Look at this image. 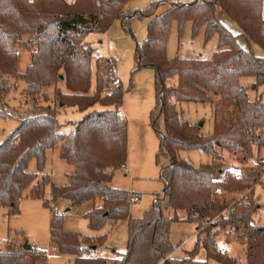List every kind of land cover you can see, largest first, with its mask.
Segmentation results:
<instances>
[{"label":"trees","instance_id":"1","mask_svg":"<svg viewBox=\"0 0 264 264\" xmlns=\"http://www.w3.org/2000/svg\"><path fill=\"white\" fill-rule=\"evenodd\" d=\"M129 1L0 0V103L12 88L8 75H13L25 82L24 93L33 104L30 113L18 118L17 126L0 140V208H6L8 215L17 214L20 199L33 182L25 195L42 197L48 208L50 201L60 197L67 199L70 206H78L102 196V206L90 209L84 217L92 230L102 228L108 219L126 220V251L111 259L77 256L72 264H203L193 259L199 248L204 249L207 259L222 264H264V227L251 223L258 208L252 202L253 194L228 217L206 225L196 236L193 248L186 250L191 256L166 257L175 248L170 241L173 222H193L195 230L199 229L200 221L213 218L229 204L225 197L214 195L213 188L231 190L242 184L239 177L228 172L218 180L220 170L214 161L195 166L178 157L177 152L202 149L214 160L219 157L218 147L246 157L251 150L248 128H260L263 133L259 143H264V100H250L247 88L238 82L242 76H251L255 89L262 87L264 91V56L256 55L250 46L255 43L264 49L261 0H154L142 10H125ZM218 9L236 22L238 35L248 47H243L237 35L221 23ZM134 18L148 19L146 37L135 45V69L150 67L154 71L156 97L149 125L159 138L155 162L163 182V189L154 194L153 203L139 217L129 215V197L134 192L111 185L114 171L126 163L127 124L119 113L122 88L117 84L111 94H103L106 72L103 75L96 69L94 92H89L94 48L84 41L90 33L105 32L114 20L127 26ZM173 19L177 20L179 33L189 20L193 35L204 27L205 40L217 36V49L211 60L166 57ZM25 33L35 51L26 70L19 73L16 45ZM106 64L107 70L114 61L107 59ZM59 75H63L69 92L55 90L57 100L84 112L69 132L60 131L57 108L36 104L42 87L55 82ZM172 78L176 79L175 84L169 83ZM214 96L223 102L231 101L235 110L215 119L211 135H202L198 125L179 118L174 100L211 102ZM98 103L113 107L94 108ZM5 115L0 109V117ZM161 117L163 131L158 127ZM56 148L59 157L74 167L63 185L56 184L44 172L46 151ZM32 159L35 173L27 170ZM46 185L50 188V201L43 198ZM180 211H184V217ZM228 226H233L238 241L244 244L245 263L216 246L215 236ZM49 238L61 254L67 255L91 251L94 245L103 243V237L64 230L62 215L58 213L51 215ZM29 250L22 252L7 246L0 250V264H24Z\"/></svg>","mask_w":264,"mask_h":264},{"label":"rangeland","instance_id":"2","mask_svg":"<svg viewBox=\"0 0 264 264\" xmlns=\"http://www.w3.org/2000/svg\"><path fill=\"white\" fill-rule=\"evenodd\" d=\"M153 1L130 0L128 2L129 4H127L128 6H125V10L128 8L142 10ZM169 1L187 2L190 0ZM161 9L163 7H160ZM217 14L221 23L233 35H237V41L243 47H248L245 39L238 35L240 28L236 22L221 9L217 10ZM147 23V18H134L127 26H124L117 19L112 22L105 32L90 33L84 39L85 42H88L91 46L93 45L94 52L100 53V57L95 59L93 52L91 69L92 90L89 92H94L95 70L98 69L103 75L106 72L108 65L106 64L107 59L114 61L112 67L115 68L118 76L117 84H120L122 88V104L119 109L123 111V118L127 124L125 163L127 168L116 169L111 184L113 187L136 191L140 194V199L135 203H130L129 206V213L133 217L141 216L143 211L152 204L153 198L155 197L154 194L163 189V182L159 179L160 169L155 162V153L158 148L159 138L154 129L149 126V113L154 107L156 97L153 80L154 71L150 67L135 69V45L145 39ZM216 45V35L205 40L204 27H201L193 35L191 21L188 20L185 22L183 31L179 33L177 20L173 19L170 22L165 48L167 58H201L207 60L211 58L213 51L217 47ZM250 46L256 55L264 56V49L259 45L252 43ZM16 51L18 53L16 70L21 73L30 64L31 56L35 51V47L31 43L28 33L21 36L16 45ZM96 62H98V66ZM60 72L63 73L62 70ZM8 79L12 88L6 95L3 103H0V109L6 112L4 117H0V140L17 126L18 118L30 113L33 106L32 102L24 93L25 82L18 76L13 75H8ZM250 79L251 77L249 76H242L238 82L247 88V94L250 100L257 97H261L264 100L263 89L259 87L255 89L253 85L254 81L251 83ZM169 83L175 84L176 79H170ZM55 90L63 93L69 92L66 88L64 78L58 77L49 86L42 87L41 91L37 94L36 104L49 105L57 108V119L62 125L60 131L69 132L73 128L79 112L75 106L69 107L62 105L63 103L59 102L55 97ZM174 103L181 120L195 125L201 123L198 127L200 128V133L204 136L212 134L213 123L219 115L235 110V106H233L231 101L223 102L218 96H214L211 102L174 100ZM112 107L111 104L103 103H98L94 106L96 109ZM158 127L160 131H163L162 117L158 121ZM262 133L263 131L260 130L252 143L248 140L251 150L246 157L241 152H230L217 147L216 150L219 157L215 159L214 165L220 170L217 174L218 180L224 179L225 173L228 172L239 177L242 182L241 186L235 189L225 190L222 188L225 191L222 196L229 202H232L240 193L248 192L250 195L253 194L252 202H256L258 208L252 214L251 223L253 226L264 227V182L260 181L261 174L259 172V165L264 163V143L262 145L259 143L260 138H262ZM144 140L145 143L143 142ZM177 156L186 159L195 166L212 163L211 154L202 149L180 150L177 152ZM27 170L34 173L37 172L34 159L28 163ZM70 170H72V165L60 159L59 148L48 149L46 151L44 172L51 177L50 179L52 181L58 185H63L65 183V174ZM32 185L25 190L23 197L20 199L18 205L19 212L17 214L8 215L6 208H0V250L8 246L10 249L17 248L25 252L21 246L27 241L31 245V249L26 251L27 255L24 258V264H31L32 262L33 264H54L55 262L56 264H72L75 258L80 256V253L65 254L68 257H64V254H61L59 251L58 260L52 258L47 261L43 255L37 254L35 249H33V245L46 248L47 246L51 247L52 244L49 242L50 221L48 220V211L46 210L48 207L44 206L42 197L25 195L32 188ZM43 198L50 201L49 185L44 187ZM53 203L58 208V214L62 215V228L64 230L78 232L80 235L89 237H103V243L106 242L100 253L101 256L109 257L112 254V249L121 253L126 251L127 223H117L110 230L109 223L107 222L111 219H108L105 225L98 231L93 232L89 228L88 219L84 217V214L92 209L93 204L94 206L96 205L95 200L94 202L85 201L78 206H70L66 199L60 197L55 199L54 202L50 201L49 206ZM68 207L70 210L66 211ZM203 222L204 220L199 222L200 227L195 230L196 236L205 228L206 225ZM183 233H186L189 237V240L186 242L187 244L184 246L187 250L194 245V229L187 222H179L172 225L170 236L173 242L180 241ZM203 236L204 234L202 233ZM237 236L238 233L235 232L233 226H228L215 236V243L218 248L245 263V247L244 244L238 241ZM7 238L8 240L6 241ZM99 248L100 245L97 249ZM85 251H87L86 257L95 256V250ZM183 252H179L178 254L180 255ZM184 256L189 257L191 254L186 252L180 258ZM198 256L202 259L203 264H221L213 259L205 258L203 251ZM193 259L196 261L195 255Z\"/></svg>","mask_w":264,"mask_h":264},{"label":"built area","instance_id":"3","mask_svg":"<svg viewBox=\"0 0 264 264\" xmlns=\"http://www.w3.org/2000/svg\"><path fill=\"white\" fill-rule=\"evenodd\" d=\"M94 57L95 58L100 57L99 52H94ZM117 82H118V76H117V73L115 71V68L110 67L109 69L106 70V73H105V83L106 84H105V87H104L102 93L103 94H111L113 92L115 86L117 85ZM260 130H261L260 128H248L247 129L246 133L248 136V140L251 143L256 139ZM259 172L261 174L260 181L264 182V163L259 165ZM212 192L216 196H222L225 193V191L220 186L214 187ZM249 197H250V194L248 192L240 193V195L237 198H234L232 200V202H229L227 207H225L220 213H218L217 215H215L213 218H211L209 220H205L203 223L205 225H208V224H211L214 222H218L219 220H221L224 217H228L229 215L234 213V211L238 207L245 205L247 203ZM138 199H139L138 196L131 195L129 197V203L137 202ZM50 211L52 212V214L57 213L55 206H51ZM187 240H188V236L183 235L184 243L187 242ZM33 249H35V252L37 254L43 255V257L46 258L47 261L51 260L52 258L59 256V249L56 245H52L51 247L47 246L46 248L34 246ZM80 256L86 257L87 251H85V250L81 251ZM170 256H171V254H168L166 257H170Z\"/></svg>","mask_w":264,"mask_h":264},{"label":"crops","instance_id":"4","mask_svg":"<svg viewBox=\"0 0 264 264\" xmlns=\"http://www.w3.org/2000/svg\"><path fill=\"white\" fill-rule=\"evenodd\" d=\"M127 4H129V3H127ZM126 4V6H128ZM261 18H262V20L264 21V0H261ZM261 31H262V34L264 35V24L262 25V27H261ZM88 41H90L89 39H88ZM91 44H93L92 42H91ZM92 47H93V45H92ZM216 49H217V47H216ZM215 49V50H216ZM213 53H214V51H213ZM100 54V53H99ZM213 55V54H212ZM211 58H212V56H211ZM211 58L210 59H207V60H211ZM116 63V62H115ZM249 77H251V76H249ZM250 81H251V83L254 81V78H252L251 77V79H250ZM251 88L253 89V87L251 86ZM260 88H262V87H260ZM263 89V88H262ZM92 90V88H90V91ZM119 108H121V107H119ZM78 111V110H77ZM79 112V114H78V116H77V118H76V121L79 119V118H81L82 117V115L84 114V112H82V111H78ZM119 113H120V115L122 116V117H124V113H123V111L121 110V109H119ZM150 126V125H149ZM71 129V128H70ZM144 143H145V140L143 141ZM145 146H146V144H145ZM61 159V158H60ZM213 161H215V159L213 160H211V162H213ZM123 169H125V168H127V165L125 164L123 167H122ZM73 170H74V167H73V165H72V170H70L69 172H66V174H65V183H67V174L68 173H71V172H73ZM51 178V177H50ZM64 183V184H65ZM112 185V184H111ZM113 186V185H112ZM134 193L132 194V195H136V196H138V198L140 199V194L139 193H137L136 191H133ZM138 199V200H139ZM154 199H155V197L153 198V201H154ZM67 200V199H66ZM94 200H95V202H96V205L94 206V204H93V207L92 208H95V207H101L102 206V204H103V197L102 196H100V195H98V196H96L93 200H90V201H93L94 202ZM68 201V200H67ZM153 201H152V203H153ZM68 203H69V201H68ZM135 203V202H134ZM130 204V203H129ZM51 206H55L56 207V205H55V203H53ZM7 210V209H6ZM46 210L48 211L47 212V216H48V220L50 221V219H51V215H52V212L50 211V208H46ZM56 210H57V213H58V208L56 207ZM67 210H70V208L68 207L67 209H66V211ZM129 215H130V213H129ZM179 215L181 216V217H184V211H180L179 212ZM131 216V215H130ZM133 217V216H132ZM181 222H187V223H189L191 226H192V228L194 229V238H195V241H196V235H195V224L193 223V222H188V221H181ZM50 223V222H49ZM107 223H109V226H110V230H112L113 229V227H114V225H116L117 223L119 224H121V223H126V220H120V221H114V220H109ZM174 223H179V222H173L172 224H171V227H172V225L174 224ZM171 227H170V233H171ZM93 232H95V231H98V230H92ZM183 235H187L186 233H183L182 234V236H181V240L180 241H178V242H173L172 240H171V236H170V241L172 242V244L174 245V250L170 253L171 254V257H174V258H180V257H182L185 253V251H186V248H184V246L187 244L186 242L184 243V241H183ZM188 236V235H187ZM193 238V239H194ZM8 240V238L6 239V241ZM188 240H189V237H188ZM187 240V241H188ZM220 240V239H219ZM218 240V241H219ZM195 241H194V243H195ZM217 241V242H218ZM49 242L52 244V245H54V243H52L50 240H49ZM106 242V241H105ZM105 242L102 244V245H100V248L99 249H97L98 247H95V245H94V248L92 247V250H95V256H101L100 255V253H101V251H102V249H103V246L105 245ZM221 242H222V240H221ZM35 245H33V247H34ZM194 246V245H193ZM193 247H191V248H189V249H187V250H191ZM112 251V254L109 256V257H105V256H101V257H104V258H106V259H111V258H116V257H119L120 256V254H121V252H117V251H115V250H111ZM182 251H184L182 254H178L179 252H182ZM201 251H203V253H204V255H205V258H206V253H205V251H204V249L203 248H199V250H198V252L196 253V255H195V260L197 261V262H200V263H202V259H200L199 258V253L201 252ZM63 256V255H62ZM64 257H68L67 255H65L64 254ZM56 259H54V260H58L57 259V257H55ZM59 259H61V258H59ZM65 260V259H64ZM53 261V260H52ZM65 261H67V260H65ZM215 261V260H214ZM47 262V261H46ZM57 262H59V261H57ZM217 262V261H216ZM67 263V262H66ZM219 263V262H218ZM54 264H56V262L54 263ZM64 264V263H63ZM222 264V263H221Z\"/></svg>","mask_w":264,"mask_h":264},{"label":"water","instance_id":"5","mask_svg":"<svg viewBox=\"0 0 264 264\" xmlns=\"http://www.w3.org/2000/svg\"><path fill=\"white\" fill-rule=\"evenodd\" d=\"M59 78H63V76L59 75ZM200 125H201V123L198 126H200ZM30 248H31V245L27 241H25L24 244H23V249L24 250H29ZM93 248H94V246H93Z\"/></svg>","mask_w":264,"mask_h":264}]
</instances>
